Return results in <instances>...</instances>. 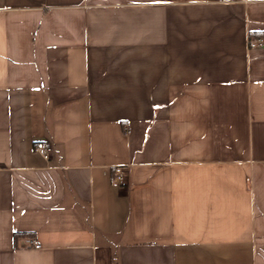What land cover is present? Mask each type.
I'll return each instance as SVG.
<instances>
[{"label": "crops", "instance_id": "crops-1", "mask_svg": "<svg viewBox=\"0 0 264 264\" xmlns=\"http://www.w3.org/2000/svg\"><path fill=\"white\" fill-rule=\"evenodd\" d=\"M263 36L264 0H0V264H264Z\"/></svg>", "mask_w": 264, "mask_h": 264}, {"label": "built area", "instance_id": "built-area-1", "mask_svg": "<svg viewBox=\"0 0 264 264\" xmlns=\"http://www.w3.org/2000/svg\"><path fill=\"white\" fill-rule=\"evenodd\" d=\"M264 45V36L258 38H249L250 47H258ZM36 150L46 159H50L53 155L54 145L52 142L47 140H41L37 143ZM115 182L119 186H124L128 183V172L127 168L119 165L115 167ZM27 246H33L35 248H41L42 244L40 241L33 237L27 236L25 238Z\"/></svg>", "mask_w": 264, "mask_h": 264}]
</instances>
